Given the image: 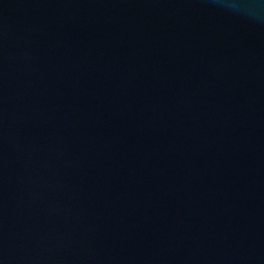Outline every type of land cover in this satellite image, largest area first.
Masks as SVG:
<instances>
[{
	"label": "water",
	"instance_id": "1",
	"mask_svg": "<svg viewBox=\"0 0 264 264\" xmlns=\"http://www.w3.org/2000/svg\"><path fill=\"white\" fill-rule=\"evenodd\" d=\"M0 264H264V0H0Z\"/></svg>",
	"mask_w": 264,
	"mask_h": 264
}]
</instances>
